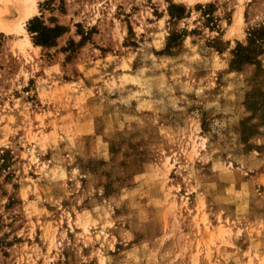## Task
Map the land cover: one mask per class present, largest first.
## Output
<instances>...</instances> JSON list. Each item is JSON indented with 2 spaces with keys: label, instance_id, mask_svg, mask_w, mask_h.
Returning <instances> with one entry per match:
<instances>
[{
  "label": "rangeland",
  "instance_id": "374dc122",
  "mask_svg": "<svg viewBox=\"0 0 264 264\" xmlns=\"http://www.w3.org/2000/svg\"><path fill=\"white\" fill-rule=\"evenodd\" d=\"M34 6L0 29V264H264V44L231 65L264 0Z\"/></svg>",
  "mask_w": 264,
  "mask_h": 264
},
{
  "label": "trees",
  "instance_id": "16d2710c",
  "mask_svg": "<svg viewBox=\"0 0 264 264\" xmlns=\"http://www.w3.org/2000/svg\"><path fill=\"white\" fill-rule=\"evenodd\" d=\"M175 13L172 18H180L184 13V7L182 5H171ZM62 27L55 26L48 28L41 25L38 18H34L29 27V31L34 33L35 43L39 45H52L53 40L58 36ZM171 39V37H170ZM264 44V23L261 27L254 29L250 32L246 45L237 43L236 48L233 50V59L231 65H243L245 63H252L256 55L262 51Z\"/></svg>",
  "mask_w": 264,
  "mask_h": 264
},
{
  "label": "bare ground",
  "instance_id": "6f19581e",
  "mask_svg": "<svg viewBox=\"0 0 264 264\" xmlns=\"http://www.w3.org/2000/svg\"><path fill=\"white\" fill-rule=\"evenodd\" d=\"M3 2V14L0 11V29H7L6 25L2 24L3 18L8 16L12 9L14 8L17 12L21 14V18H29L32 16L34 11V0H0ZM13 6V8L11 7ZM1 10V9H0ZM2 24V25H1ZM16 28V27H15ZM17 28L19 31L25 33V29L18 23Z\"/></svg>",
  "mask_w": 264,
  "mask_h": 264
}]
</instances>
